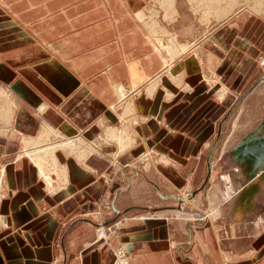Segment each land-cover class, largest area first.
I'll return each mask as SVG.
<instances>
[{
    "label": "crops",
    "instance_id": "crops-1",
    "mask_svg": "<svg viewBox=\"0 0 264 264\" xmlns=\"http://www.w3.org/2000/svg\"><path fill=\"white\" fill-rule=\"evenodd\" d=\"M143 3L0 0V264H113L114 250L122 245L134 264H264V166L251 174L263 158L252 145L239 148L248 138L264 140V112L249 115L251 123L212 164L219 173L224 156L233 177L210 180L205 189H215L206 197L205 189L193 200L188 195L205 182L210 165L204 147L219 135V123L242 94L254 60L234 45L240 37L222 38L223 46L205 42L198 59L204 71L225 76L222 85L230 93L217 98L216 85L195 73L197 57L192 65L190 55L174 65L193 89L177 90L171 81L180 84L179 79L161 75L166 52L157 49L149 25L137 15ZM231 63L240 64L229 69ZM159 72L158 82L167 84L152 99L138 98L131 112L127 106L123 111L143 118L133 130L135 146L115 154L124 164L131 153L148 149L150 163L116 174L107 154L116 151L115 143L100 144L104 153L88 155L85 162L60 149L56 156L68 177L51 192L40 166L21 154L52 147L56 139L32 145L42 138V125L94 137L101 132L98 119L116 120V102L126 98L115 86L127 93ZM261 93L258 87L251 95ZM7 105L13 107L9 120L2 113ZM107 197L111 207L100 202ZM188 204L197 212L189 213ZM100 220L114 228L101 241Z\"/></svg>",
    "mask_w": 264,
    "mask_h": 264
},
{
    "label": "rangeland",
    "instance_id": "rangeland-1",
    "mask_svg": "<svg viewBox=\"0 0 264 264\" xmlns=\"http://www.w3.org/2000/svg\"><path fill=\"white\" fill-rule=\"evenodd\" d=\"M208 1L210 0H175L176 7L175 6L173 7L174 9L173 11L175 12V18L172 21H170L166 17L168 15V8H169L168 0H144V3L142 4V6L139 7V8L144 9L146 12V16L143 17L142 22H145L147 25H149L151 21H153L151 17L155 16L158 18V21L160 22V24L164 26V33L162 34V31H159V33L155 35V32L152 31L151 26L149 25L150 37L153 40V42L156 43V45L158 46L157 49L159 48L160 51L163 50L166 52L165 55L163 54L164 60L166 59V65H165L166 67L163 68V70H161L162 72L161 75L165 77L167 76L166 78L170 76L171 77L174 76V81H176V78L179 79L180 84H178L177 82L175 84L171 81V83L174 84L175 87L177 86L176 87L177 90L181 89V91L188 92V90L190 91L193 89V85L191 84V82L183 77L182 70L180 69L176 70L175 65H174V63H176V61L178 62L179 59H183L184 57L190 55L191 57L189 58V60L191 64L193 65L195 63L192 60V56H194L195 58L197 57L196 66H198L197 69H196V66H192L191 69H196L195 73H197L200 78L205 79L206 81H208V83H211L212 85H216L214 88V92L216 93L217 98L223 99L225 97L221 95L226 94L225 96L227 97L228 94L230 93L228 92L229 88L227 87V85H224V84L222 85V83L224 82L225 76H223V74H219L216 72H214V75H213V73H211L208 68L207 70H205L206 71L205 72L203 69V65L198 59L199 58L198 54L200 53L201 48L205 44V42H207L206 45L208 47H215L216 45L214 41L216 42V44L222 45L221 44L222 38H228L229 36L230 37H240L239 43L235 42L234 45L236 47H239L245 53V55L247 54L251 56L252 59L254 60L253 61L254 64L252 67V73L248 76L249 78L245 82L244 89L242 90L243 95L242 94H241L242 96L239 95L237 100H234V103L231 105L230 110L227 113L226 117L221 120V123H219V126L221 127L219 135L216 136L215 138H211L210 141L206 143L204 147V150L207 151V155L209 156L208 162H209L210 167H208L206 175L203 179L205 181L202 184L203 186L189 193L188 194L190 196L189 200H193L195 197H197L199 195V191L205 189L206 186L209 184L210 180L216 178L215 180L220 181L222 180V176H221L222 174L231 175L232 170L230 169V166L227 165L228 163L226 159L224 158V156L222 157L221 161L219 160L217 164V168L219 169V170L217 169V171H220L219 173L213 170L214 167L212 164L214 163L215 159L218 158L221 152L225 150L227 151V149L229 148L227 147L228 144H232V142L235 139L236 140L238 139L237 138L238 131L242 133L245 127L251 123L248 120L249 115L253 117V115L255 114H256L255 116H257V115H261L262 112H264V0H212V3ZM222 9H231V10L229 11V14L224 17L223 16L221 17L218 14H215V15L213 14V12L217 10H222ZM209 11H212V12L210 13ZM206 15H209V17L207 18ZM236 28L237 30H235ZM231 32H233L232 36H231L232 34ZM160 42L162 45L165 46L164 48L160 47L159 45ZM175 42H177L176 43L177 46L173 47ZM224 45L227 46L226 43ZM184 46H187L184 52L177 53L174 56L172 55V50L174 51H176L177 49L181 50V47H184ZM255 60H257V63H255ZM239 64L231 63L228 67L229 69H231L232 68L231 65L233 66V65H239ZM179 65L182 69H184V65L182 63H180ZM230 71L231 70H229V72ZM153 78L155 79L161 78L160 72L153 75L150 79H148V81L144 84V86L138 87L137 89L140 88L141 92H144L145 94V89H147V87L149 86L148 84L152 82ZM157 81L159 80H155L154 82H157ZM227 81H228V76H227ZM227 81L225 80V82ZM166 84L167 82H165L164 79L159 82L160 87L162 86L164 87ZM258 87L260 88V91L262 90L261 96H258L256 94L255 96L251 95L252 92ZM134 90L135 89L131 90V87H130L129 92L126 93L127 95L126 98L121 99V100L118 99V101L116 102L117 105L116 107H114V110H116V113H118V117L116 120L111 121V120L98 119L97 124L101 127V132L98 133V135L94 137H88L86 140L84 134L79 133V135H81L85 139L86 146L88 143L89 144L95 143L99 147V151L101 153L103 151L101 150L100 144L104 145V142L115 143L116 151L114 152L109 151L107 152V154L110 157L111 165L114 168L113 171L116 174H118L120 171H125L126 169L130 170L132 168H137L139 166L142 168H145L146 163L148 162L150 163V159H149L150 153L147 152L148 149H142L141 152L136 153L137 155H133V153H131L132 157H130V160H127L126 162H124V164H122L120 161L119 162L115 161V159L117 158L115 154L118 155V154L128 153L131 151L132 146H135L134 144H136L137 140L134 137L133 130L136 131V126L140 125L143 121V118L140 116V114L138 115L139 119L134 117V116H137L136 114L135 115L128 114L127 116V113H126V115H123L126 109L125 107L127 106L126 103L128 101H131V98H134L136 94L138 93L137 92L136 94H134ZM171 90L172 92H175L173 89ZM163 94L165 95L166 98H168L165 91ZM0 95H1V92H0ZM123 95H124L123 93L120 94V97H122ZM154 96H151V99ZM173 96L171 97V99L173 98ZM248 96L250 97H249V101L247 102V104L243 103L244 98H247ZM136 98L137 97H135L134 99ZM125 100L127 101L124 102ZM258 101H262L261 104H259ZM133 105L137 106V102H134ZM7 106H5V108ZM40 106H42V112H43L46 109L47 104L39 105V107ZM2 113L3 115L5 114L4 111ZM121 118L124 119L123 122L121 121ZM5 119L9 120L7 116ZM132 120H136V121H132ZM114 123H117V124H114ZM46 124L47 126L49 125L48 123H45V125ZM109 124H114V125H109ZM107 126L108 128L106 130ZM117 127L120 132L118 133L119 138L117 139H122V140L126 138H129L130 140L132 139L133 140L132 146L123 150L122 149L123 146H121V143L118 140H110V138H108V134L111 133L110 131L113 128L117 129ZM235 127L237 128L233 134L232 131L233 129H235ZM46 132L48 131L42 129L39 134V137L42 136V134H45ZM53 132L56 133L55 131ZM54 135H50L48 136V138H50L51 140L57 139V138L59 139V136H57L56 134ZM65 135H72V134H67L65 132L64 136ZM50 139H46L44 142H48V140L50 141ZM100 140L101 142H99ZM62 141L63 140L53 141L52 143L54 144L55 142H62ZM44 142H42V138H41V143L44 144ZM31 144L32 143L30 142L28 145L30 146ZM43 148H45V146ZM35 149L37 150V148H34V150ZM22 152H24V150ZM65 153L75 156L78 160H81L83 162H85L86 159H88L89 157L88 155L97 156L95 153H91V154L88 153L87 155L86 150H83V149H79L77 153L75 151L74 153H67V152ZM21 154L29 158H32L33 161H35L40 166L43 179L48 181V184L47 183L46 184L49 186V189L51 190V192H58L60 189V186H59L60 183L62 182L61 183V186H62L63 179H65V176L68 175L67 167L65 164L59 161L58 159L59 157H57L56 154L47 155L45 156L46 158L44 159V161L41 162L42 158L39 155V152L34 151V153H31L29 155L27 151ZM107 154L105 153V155ZM147 156H148V160L145 159L147 158ZM112 178L113 177L110 176L107 181L112 182L113 181ZM51 180L53 181V183ZM213 189L215 188H210V186L209 188L205 189L204 197H206V193L208 190L212 191ZM100 202L103 206H105V204H107V207L112 206L111 198H108V197L105 199L102 198ZM193 208H194L193 205L188 204L189 213L197 212L196 210H194L195 208L194 209ZM115 222H120V221L116 220ZM110 224L111 223H106V222L104 223V220H100V223L97 225V229L99 228L100 225H110Z\"/></svg>",
    "mask_w": 264,
    "mask_h": 264
},
{
    "label": "bare ground",
    "instance_id": "bare-ground-1",
    "mask_svg": "<svg viewBox=\"0 0 264 264\" xmlns=\"http://www.w3.org/2000/svg\"><path fill=\"white\" fill-rule=\"evenodd\" d=\"M160 2H162V1H160ZM166 2V1H165ZM168 2H169V4H168V15L166 16L170 21H172V20H174V18H175V12L173 11L174 9H173V7L175 6L176 7V3H175V0H168ZM208 2H211L212 3V0H210V1H208ZM162 7V6H161ZM178 10V9H177ZM223 10V11H222ZM222 10H217V11H215V12H213V14L215 15V14H218L219 16H227L228 14H229V11L231 10V9H222ZM176 11V10H175ZM179 11V10H178ZM166 12V11H165ZM173 12V13H172ZM210 13L212 12V11H209ZM138 14V16L141 18V20L143 19V17L144 16H146V12H145V10L144 9H142V10H139L138 12H137ZM172 14V15H171ZM169 15H171V16H169ZM157 16V15H156ZM207 16V18L209 17V15H206ZM151 19L153 20V21H151V23L149 24L150 26H151V29H152V31L153 32H155V35H157L158 33H159V31H162V34L164 33V26L162 25V24H160V22L158 21V18L157 17H155V16H152L151 17ZM166 19V18H165ZM208 20V19H207ZM148 21V20H147ZM161 34V33H160ZM159 34V35H160ZM158 35V36H159ZM159 39V38H158ZM160 41V40H159ZM177 42H175L174 43V46L173 47H176L177 46V44H176ZM160 47L161 48H164L165 46L164 45H162L161 44V42H160ZM172 47V48H173ZM187 48V46H184V47H181V50H179V49H177L176 51H174V50H172V55L174 56L175 54H177V53H181V52H184L185 51V49ZM170 52V51H169ZM171 57V56H170ZM161 76V75H160ZM171 77V76H170ZM160 78H158V79H155V78H153L152 79V82H150L148 85V87H147V89H145V94H148L149 96H151L154 92H155V90H157V88H158V86H159V82L157 81V82H154L155 80H159ZM154 82V83H153ZM175 82V81H174ZM151 83H153V84H151ZM118 86H121V88H118V91L122 94V93H124L125 94V89H124V87H123V85H118ZM138 92V93H137ZM137 93V94H136ZM136 96L135 97H137L136 99H135V102L136 101H138L139 99L138 98H141L143 95H145L144 94V92H141V89H138L137 91H136ZM224 94V93H223ZM120 95V94H119ZM226 94H224V95H221V96H223V97H226L225 96ZM134 97V98H135ZM130 98V97H129ZM122 99H124V98H122ZM127 100H125L124 102H126ZM133 103H134V101L131 99V101H128L127 103H126V105H127V111L128 112H131V108H134V105H133ZM129 105V106H128ZM44 107V106H43ZM40 108V111L42 112V106H40L39 107ZM45 108V107H44ZM4 110H6V112H5V115H7V117L10 119L11 118V114H12V111H13V107L11 108V105H9V106H7ZM39 110V109H38ZM137 112V111H136ZM131 114H133V113H129V115H131ZM127 116H128V114H127ZM42 129H44V130H46V131H48V132H46L45 134H42V142H44L46 139H49L48 138V136H50V135H54V134H56L57 136H60V135H62V136H64V132L65 131H63L64 130V128L63 127H61V126H59V127H57V128H54V127H52L51 125H48L47 126V124L45 125V123L42 125ZM263 127V126H262ZM51 128V129H50ZM59 129V130H58ZM112 129V128H111ZM55 131L56 133H54L53 131ZM126 131V130H125ZM76 132V131H75ZM111 133L110 134H108V138H110V140H118L120 143H121V146H123L122 147V149L124 150V149H127L128 147H130V146H132V144H133V140L131 139H129V138H126V139H117V138H119L118 137V133H120L119 132V130H118V127H117V129H112L111 131H110ZM75 134H77V133H74V135L72 134L71 136H67V135H65V137L66 138H64V139H56V141H60V140H63L62 142H55L53 145H52V147H50V149H47L46 147H45V149H40V151H39V155L41 156V162H43L44 161V159L46 158L45 156H47V155H54V154H56V152H57V150H60V148L64 151L65 150V152H67V153H74V151L77 153L78 151H79V149H83V150H86V152H87V155H88V153L89 154H91V153H95L96 155H98V156H101V152L99 151V147L95 144V143H88L87 144V146H86V144H85V139L82 137V136H77V135H75ZM128 134V133H127ZM130 134V133H129ZM55 136V135H54ZM129 137V136H128ZM132 138V137H131ZM37 140V139H36ZM33 141L32 143V145H37V144H40L41 143V138L39 139V140H37V141ZM128 142V144H127V142ZM126 143V144H125ZM57 144H59V145H57ZM125 144V145H124ZM51 145V144H50ZM46 146V145H45ZM44 147V146H43ZM55 152V153H54ZM79 155H81V154H79ZM82 156H84V155H82ZM44 157V158H43ZM240 161V160H239ZM45 163V162H44ZM241 163V162H240ZM244 164V163H243ZM252 165V164H251ZM254 166V165H253ZM249 167V166H248ZM258 167V166H257ZM261 168V167H260ZM250 169V168H249ZM251 170V169H250ZM261 170V169H260ZM68 177V176H67ZM67 177L65 176V179H67ZM65 185V184H64ZM101 241V240H100Z\"/></svg>",
    "mask_w": 264,
    "mask_h": 264
},
{
    "label": "built area",
    "instance_id": "built-area-1",
    "mask_svg": "<svg viewBox=\"0 0 264 264\" xmlns=\"http://www.w3.org/2000/svg\"><path fill=\"white\" fill-rule=\"evenodd\" d=\"M118 88H121V86H117V85L115 86V89L117 90V92H118ZM137 90H138L137 88L134 90V94L136 93ZM125 94H126V90H125ZM114 124H117V123H114ZM114 124H109V125H114ZM107 128H108V126L106 127V130H107ZM74 133H77L75 135H79V133H81V132L78 131V132H74ZM67 136H71V135H67ZM79 136H81V135H79ZM59 138L64 139L66 137L61 135V136H59ZM57 182H56V184H57ZM61 183L59 186H61ZM111 231H114V228L112 225H100L98 228V231H97L96 240H106L107 236L109 235V233ZM114 255H115V257H114L113 264H134L132 259H131V256L129 255L128 249L124 245L116 248L114 250Z\"/></svg>",
    "mask_w": 264,
    "mask_h": 264
},
{
    "label": "water",
    "instance_id": "water-1",
    "mask_svg": "<svg viewBox=\"0 0 264 264\" xmlns=\"http://www.w3.org/2000/svg\"><path fill=\"white\" fill-rule=\"evenodd\" d=\"M261 137H254V138H248L247 140L241 141L239 144V148H243L245 145H252V150H254V153H257L258 158H263L256 161V166L259 168L252 170L251 174H257L258 171H260V167L264 166V140Z\"/></svg>",
    "mask_w": 264,
    "mask_h": 264
},
{
    "label": "flooded vegetation",
    "instance_id": "flooded-vegetation-1",
    "mask_svg": "<svg viewBox=\"0 0 264 264\" xmlns=\"http://www.w3.org/2000/svg\"><path fill=\"white\" fill-rule=\"evenodd\" d=\"M36 146H37V145H36ZM36 146H35V147H36ZM34 151L39 152L40 149H37V150L35 149V150H34V148H31V149L28 151V154L30 155L31 153H34Z\"/></svg>",
    "mask_w": 264,
    "mask_h": 264
}]
</instances>
